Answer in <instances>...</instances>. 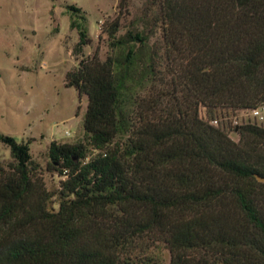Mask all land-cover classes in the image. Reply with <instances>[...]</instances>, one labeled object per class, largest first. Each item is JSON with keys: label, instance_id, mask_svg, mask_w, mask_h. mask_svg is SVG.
Returning a JSON list of instances; mask_svg holds the SVG:
<instances>
[{"label": "trees", "instance_id": "obj_1", "mask_svg": "<svg viewBox=\"0 0 264 264\" xmlns=\"http://www.w3.org/2000/svg\"><path fill=\"white\" fill-rule=\"evenodd\" d=\"M153 1L152 25L102 24V61L81 56L85 17L65 7L83 139L48 144L50 192L29 142L0 134V264H160L132 254L143 237L168 264H264V129L234 126L233 142L214 126L264 105V0Z\"/></svg>", "mask_w": 264, "mask_h": 264}, {"label": "rangeland", "instance_id": "obj_2", "mask_svg": "<svg viewBox=\"0 0 264 264\" xmlns=\"http://www.w3.org/2000/svg\"><path fill=\"white\" fill-rule=\"evenodd\" d=\"M119 0H0V134L16 142H29V153L40 167L47 191L58 187V179L44 171L45 151L51 141L76 143L83 139L82 118L86 97L78 96L64 85L65 75L76 64L72 49L77 42L75 30L69 28L66 6L77 7L85 17L84 26L90 38L81 56L96 54L103 60L109 54L102 24L118 19L123 34L141 22L153 23L158 16L153 0H127L125 10L118 9ZM159 30L150 44L159 41ZM199 115L206 119L204 110ZM230 140L238 141L234 131L249 124L264 129V120L250 119L248 109L223 110L214 114ZM11 161L9 152L0 143V167ZM159 258L168 264L166 249L143 237L132 254Z\"/></svg>", "mask_w": 264, "mask_h": 264}, {"label": "built area", "instance_id": "obj_3", "mask_svg": "<svg viewBox=\"0 0 264 264\" xmlns=\"http://www.w3.org/2000/svg\"><path fill=\"white\" fill-rule=\"evenodd\" d=\"M248 114H249L250 119L254 120L255 122L259 123L263 121L264 120V105H260L258 107L248 110Z\"/></svg>", "mask_w": 264, "mask_h": 264}, {"label": "water", "instance_id": "obj_4", "mask_svg": "<svg viewBox=\"0 0 264 264\" xmlns=\"http://www.w3.org/2000/svg\"><path fill=\"white\" fill-rule=\"evenodd\" d=\"M258 181H262L261 179L257 178Z\"/></svg>", "mask_w": 264, "mask_h": 264}]
</instances>
